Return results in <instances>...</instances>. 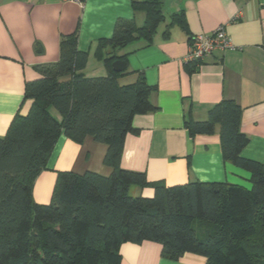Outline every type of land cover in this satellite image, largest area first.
<instances>
[{
    "label": "trees",
    "instance_id": "trees-1",
    "mask_svg": "<svg viewBox=\"0 0 264 264\" xmlns=\"http://www.w3.org/2000/svg\"><path fill=\"white\" fill-rule=\"evenodd\" d=\"M163 4L134 0L133 9L146 14L144 23L118 19L113 35L98 40L94 56L106 76L86 75L90 53L78 48L75 31L62 37L59 60L38 66L41 76L26 82L30 109L17 113L0 136V264H121L124 243L146 241L159 243L169 259L191 252L206 257L205 264H264V163L242 155L249 136L241 130L242 109L235 101L219 102L203 121L187 113L184 125L191 137L219 126L224 159L250 172V186L167 185L121 166L127 135L139 132L135 116L156 109L155 86L143 75L121 85L124 71L112 64L127 60L118 50L129 43L152 41L166 18ZM171 22L188 30L183 10ZM200 63L187 62L186 68L194 71ZM62 133L77 143L87 136L104 143V163L113 170L60 171L50 202L39 203L34 184ZM134 186L153 188V195H134Z\"/></svg>",
    "mask_w": 264,
    "mask_h": 264
},
{
    "label": "crops",
    "instance_id": "crops-1",
    "mask_svg": "<svg viewBox=\"0 0 264 264\" xmlns=\"http://www.w3.org/2000/svg\"><path fill=\"white\" fill-rule=\"evenodd\" d=\"M133 1L0 0V136L17 113H28L32 101L25 99V84L41 76L38 66L59 60L64 35L77 31L78 48L89 51L87 76L107 75L104 63L94 56L97 42L113 35L118 19L144 23L146 14L135 11ZM163 8L166 18L151 42L140 39L118 50L127 58L119 83H134L143 75L155 86L151 101L156 106L135 116L133 124L139 132L127 135L121 166L167 185L206 181L250 186V172L224 159L219 126L212 134L191 137L184 122L187 113L203 121L219 102L235 101L242 109L241 130L249 136L242 155L264 163V0H164ZM180 10L188 30L171 22L172 14ZM220 25L226 26L234 47L215 50L189 71L186 58L192 36ZM50 111L62 120L56 108ZM106 150L92 136L77 143L62 133L36 178L34 199L50 202L60 171L110 174L112 167L104 163ZM153 192L150 187L132 188L134 195ZM121 253V264L206 262V257L191 252L177 260L166 258L161 245L153 241L124 243Z\"/></svg>",
    "mask_w": 264,
    "mask_h": 264
},
{
    "label": "built area",
    "instance_id": "built-area-1",
    "mask_svg": "<svg viewBox=\"0 0 264 264\" xmlns=\"http://www.w3.org/2000/svg\"><path fill=\"white\" fill-rule=\"evenodd\" d=\"M82 3L83 0H73ZM233 42L225 25L218 26L210 33H201L192 36L189 42L187 62H202L217 49L229 50L233 48Z\"/></svg>",
    "mask_w": 264,
    "mask_h": 264
},
{
    "label": "water",
    "instance_id": "water-1",
    "mask_svg": "<svg viewBox=\"0 0 264 264\" xmlns=\"http://www.w3.org/2000/svg\"><path fill=\"white\" fill-rule=\"evenodd\" d=\"M112 67L117 72H123L127 68V63L123 59H117L113 62Z\"/></svg>",
    "mask_w": 264,
    "mask_h": 264
},
{
    "label": "rangeland",
    "instance_id": "rangeland-1",
    "mask_svg": "<svg viewBox=\"0 0 264 264\" xmlns=\"http://www.w3.org/2000/svg\"><path fill=\"white\" fill-rule=\"evenodd\" d=\"M166 15V14H165ZM167 17L170 18V14H167Z\"/></svg>",
    "mask_w": 264,
    "mask_h": 264
}]
</instances>
